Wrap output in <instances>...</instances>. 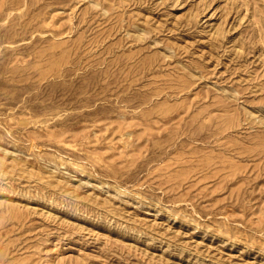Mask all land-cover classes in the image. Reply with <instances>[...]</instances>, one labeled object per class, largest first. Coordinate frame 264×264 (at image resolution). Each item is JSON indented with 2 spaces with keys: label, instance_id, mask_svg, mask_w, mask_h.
<instances>
[{
  "label": "rangeland",
  "instance_id": "obj_1",
  "mask_svg": "<svg viewBox=\"0 0 264 264\" xmlns=\"http://www.w3.org/2000/svg\"><path fill=\"white\" fill-rule=\"evenodd\" d=\"M0 264H264V0H0Z\"/></svg>",
  "mask_w": 264,
  "mask_h": 264
}]
</instances>
